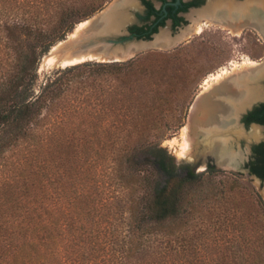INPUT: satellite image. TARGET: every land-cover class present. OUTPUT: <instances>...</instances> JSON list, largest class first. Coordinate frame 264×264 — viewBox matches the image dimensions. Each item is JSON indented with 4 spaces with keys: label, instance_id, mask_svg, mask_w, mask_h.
Wrapping results in <instances>:
<instances>
[{
    "label": "trees",
    "instance_id": "obj_1",
    "mask_svg": "<svg viewBox=\"0 0 264 264\" xmlns=\"http://www.w3.org/2000/svg\"><path fill=\"white\" fill-rule=\"evenodd\" d=\"M100 1L0 0V264H194L193 243L162 248L193 221L204 173L148 138L171 108L142 86L149 78L161 93V54L84 62L39 82L41 58ZM127 175L142 189L128 220L111 191Z\"/></svg>",
    "mask_w": 264,
    "mask_h": 264
},
{
    "label": "rangeland",
    "instance_id": "obj_2",
    "mask_svg": "<svg viewBox=\"0 0 264 264\" xmlns=\"http://www.w3.org/2000/svg\"><path fill=\"white\" fill-rule=\"evenodd\" d=\"M113 1L101 0L99 2L100 9L86 21L105 11ZM141 11L142 6L137 1V7L130 10V15H134L136 18V21L131 25L140 23L141 15L136 14ZM119 15L124 14L120 13ZM202 20H204L203 23H206L207 19ZM199 24H202L201 21ZM193 25L197 26L198 22L191 21L189 28H193ZM78 26L76 27L78 28ZM199 26L201 27L200 32L192 31L189 33L190 35L180 39L172 49L150 50L137 55L161 54L159 64L157 63L159 65L157 68L160 69L159 76L156 74L153 78L154 81L161 82V93L156 94L155 91H151L156 86L149 78L145 79L142 86L149 92V96L166 98L171 105L170 111L163 114V119L158 124V131L148 132L149 140L161 142L163 147L175 155L178 162L191 163L197 173H204L201 185L198 184L193 188V221L190 225H181L182 228L174 243L175 246L168 241V238H165L162 248L166 253L171 254L175 252L173 248L181 250L178 247L183 246V249H188L186 243L190 245L193 243L191 254L194 264H238V258L234 257L235 253L244 256L246 264H264V182L261 183L245 173L240 174L237 169H228L218 165L216 159L207 152L209 142L226 139L230 143L232 138L243 137V130L236 126L237 122H234L232 118L229 119L227 116L223 118L221 114H219V124L223 125L218 132L208 137L201 132L196 134L194 131V133L193 124L189 122L192 105L208 83L213 81L215 75L221 74L223 71L232 72L235 67L241 69L247 64L264 61V36L258 35L252 27L234 33L222 25L202 24ZM167 28L164 29L171 36L172 33ZM162 30H159V33H162ZM178 34L180 33L176 32L173 37L176 38ZM41 60L38 69L39 82L44 81L53 71L64 69L61 67L43 69ZM152 69L154 70L155 67L152 66ZM245 80L247 82H241L240 85L233 82L235 84L233 90L239 94L238 96L235 95L236 93L234 96L231 95L233 103L223 101L231 110L235 103L240 107L243 91L248 89L254 96L252 100L248 101L249 103L256 100L257 96L263 98L264 80L257 81L255 78ZM138 95L140 94L132 93L131 97ZM216 98L224 99L223 96ZM231 113H228L229 117ZM226 120L231 122L227 124ZM189 125L191 129L189 128L188 133L193 138L196 137L193 139L195 151L183 156L180 154L184 141L183 130ZM208 128L214 129L211 126ZM252 129L249 134L253 137ZM248 144L249 142L246 141L242 146L239 139L233 150H231V143L229 144L230 151L236 153L241 151L242 147L248 150ZM86 157L87 160H90L96 156ZM111 158L112 156L109 154V159ZM211 164L214 165V168L208 173L207 170ZM123 184L126 188H122ZM111 191H115L118 205L124 209V218L128 220L129 209H131L132 203L135 205L132 199L138 198L142 189L138 188L127 175L122 180L120 177L116 178Z\"/></svg>",
    "mask_w": 264,
    "mask_h": 264
},
{
    "label": "bare ground",
    "instance_id": "obj_3",
    "mask_svg": "<svg viewBox=\"0 0 264 264\" xmlns=\"http://www.w3.org/2000/svg\"><path fill=\"white\" fill-rule=\"evenodd\" d=\"M127 4H129L130 9L131 8L134 9L137 7V1L135 3V0H127L123 6ZM239 5L229 0H222V1L219 0L217 2L209 1L208 7L204 9V11L197 12L199 13V15H196L198 16V19L195 20V22H198L197 26L193 25V28H191V30L184 31L182 32V34L180 33L181 35L178 34L176 38L169 36V34L166 31H163L160 35H158L155 38L154 42L157 43V45L160 47H167L171 45L173 42L177 43L178 41H180V39H183L187 35H190L189 33H192V31L196 33L200 32L201 27L199 25L202 24L222 25L223 27L233 31L234 33L241 32L244 28H246V26H251L257 29L264 36V27L263 26L260 27L257 24H255V22L252 21L253 17L255 19L259 17L262 19V16H264V15H260V13H264V0H248L245 3V5L244 4H242L241 6ZM218 11H220L219 14H217ZM120 13L122 12H119L117 15H119ZM204 14H211V15H204ZM112 15L115 14H110L106 19L101 21V25L99 26L97 25L93 26L94 17L89 21L81 23L78 26V28L76 27L75 31L72 34H70L66 40L58 43L53 48L52 51L62 48L65 44L68 43V41H70V43L73 40L81 41L83 39L89 38L94 33L96 34L98 30L100 31L103 30V28L105 27L112 26L115 18V16ZM203 15L209 22L203 23V21H201L202 19L201 17ZM200 21L202 24H199ZM259 22L263 23L260 25H264V21L260 20ZM137 48H138V44H131L127 50L120 49L117 51L110 52L109 49L106 50L105 48H102V44H98V43L96 45L89 46L86 49H83L81 47H77V48L72 47L67 51H65L63 54L60 53L57 56L54 55L53 57H50L47 60L48 62L47 66L52 67L55 64L56 59L59 57L61 62L64 64L79 63L87 60L105 61L109 57H115L116 59H125L128 56L132 55ZM260 66L261 63H255V64L252 63L243 66V68L241 69L235 67L232 72L223 71L221 74L215 75L213 81L211 80L212 82L208 83V85L205 87L202 93L197 97V100L206 93H211L212 97L210 96L211 98L208 99L206 102L202 101L200 104L201 106H199L196 113H193V115H190L189 117L190 120L189 122L193 124V132L196 131V134H199L201 132L202 134H204V136L208 137L212 134H215V132H218L221 127L219 123H214L216 120H218V118L216 119L217 115L221 114V116H224L232 112L231 117L237 118L238 113L242 111L246 105H249L250 103L248 101H250L251 99H253L252 97H254L250 89L248 90L245 89L246 91H243V94L241 96L242 99L239 104L240 107H238L237 103H235L234 106L230 104L232 106V110H231L229 106L226 105L223 101L233 103L231 102L232 100L231 95L234 96V93H236L235 95L237 96L239 95L236 91L233 90V86L235 84L240 85L242 84L241 82H247L245 80L246 75L252 73L251 76L252 75L255 76V73H258L256 72L257 68ZM217 96H221V97L223 96L224 99L220 100V102H216V100L214 101V99H216ZM212 123L216 124V126L213 127L214 129L208 128L209 126H212ZM189 128L190 125L188 127L186 126L183 130L184 141L183 144L181 145L182 149L180 151V154L183 156L188 155L189 153L195 151V149L193 148V144H194L193 139H195L196 137L193 138L188 133ZM252 134L258 137L260 135V132L258 129L253 128ZM229 147H230L229 143L226 141V139L225 140L222 139V141L214 140L212 142H209L207 152H209V154H211L216 159L218 165L227 167L226 164L234 161L232 153L229 152Z\"/></svg>",
    "mask_w": 264,
    "mask_h": 264
},
{
    "label": "flooded vegetation",
    "instance_id": "obj_4",
    "mask_svg": "<svg viewBox=\"0 0 264 264\" xmlns=\"http://www.w3.org/2000/svg\"><path fill=\"white\" fill-rule=\"evenodd\" d=\"M209 1L217 2L219 0H139L142 6V11L136 15H141L140 23L133 26L144 27L146 30H152L157 27V33L161 28L168 27V31L172 33V35H170L173 37V34L176 32L182 34V32L187 31L184 29L189 28L191 21L198 19V16L196 15H199V13L197 12L204 11V9L208 7ZM229 1H232L238 5L240 4L239 6H241L242 4L245 5L248 0ZM219 13L220 11H218L217 14ZM204 15L201 17L202 19H206ZM260 15H264V13H260ZM202 19L201 21H204ZM206 22L209 21L206 20ZM249 27L251 26H246V28ZM246 28H244L243 31ZM252 29L261 36V33L257 29L254 27H252ZM188 30H191V27ZM238 114H240L238 118L231 117V114L230 117L228 116L229 114L223 116V118L227 116L229 119L232 118L234 122H237L236 126L241 128L243 130L242 133L244 134L241 138H232L229 141L232 146L231 150H233V147L239 141V139L242 143V146L246 141L249 142L247 147L248 150L242 147L241 151L233 153L230 151L229 147V152L232 153L234 161L226 164L227 167H222L228 169H237L240 174L245 173L249 177L255 176L261 179L259 174L263 163L262 159L264 158V120L262 121V117H264V101L253 103L251 107L246 109L244 108ZM230 122V120L227 121V124ZM214 123H219V118ZM214 126H216V124L212 123L211 127ZM252 128L259 130L260 135L258 137L254 136L253 134V137L250 136L249 133ZM247 134L249 137L245 136ZM210 166L214 168V165L211 164Z\"/></svg>",
    "mask_w": 264,
    "mask_h": 264
},
{
    "label": "water",
    "instance_id": "obj_5",
    "mask_svg": "<svg viewBox=\"0 0 264 264\" xmlns=\"http://www.w3.org/2000/svg\"><path fill=\"white\" fill-rule=\"evenodd\" d=\"M126 1L127 0H114L105 9V11L103 13L100 12V15H95L94 20H93V26H96V25L99 26V25H101L102 20L106 19L110 14H115V15H112V16H115L114 23L112 26L105 27V28H103V30H100V31L98 30V32H96V34L94 33L89 38L83 39L81 41L73 40V41H71V43H70V41H68V43L65 44L62 48L56 49L54 51H52L53 48L55 47V46H53L50 49V51L47 54H45V56H43V58L41 60V68H43V69L49 68L47 66L48 65L47 60L50 57H53L54 55L57 56L60 53L63 54L65 51H67L68 49H70L72 47H75V48L81 47L83 49H86L89 46L96 45L97 43L102 44V48H105L106 50L109 49L110 52L117 51L120 49L127 50L131 44H138V48L135 50V52L132 55L128 56L125 59H116L115 57H109L105 61H98V60H87V61L123 62V61H127V60H130V59L136 57L139 53H142V52H147L150 50H160V49L161 50L162 49L163 50H169V49H172L175 47L176 43H174V42L167 47L158 46L157 43H155L154 41H155V38L161 34L159 32L154 33L150 39H145V38L139 39V38L133 36L130 33L129 29L131 26H133L131 24L136 21V18L134 17V15H130L131 14L130 10H132V9H130L129 4L123 6ZM136 1H139V0H135V3H136ZM119 12H122V14H124V15H117ZM260 20L264 21V16H262V19L260 17L256 18V19L253 17V19H252V21L255 22V24H257L260 27H262V26L264 27V25H260V24H263L262 22H259ZM75 29H74V31H75ZM160 30H162V32L165 31L164 28H161ZM69 35L67 36V38L69 37ZM66 39H64V40H66ZM64 40H62V41H64ZM62 41H60V42H62ZM87 61H82L79 63H72V64H64L61 62L60 57H59L56 59L55 64L51 68H60V67L65 68L68 66L77 65V64L84 63ZM262 65H264V61H262L261 66L257 68L256 72H258V73H255V76H253V75L251 76L252 73H250L249 75H246L245 79H247V76H248V78H255L257 81L264 80V66H262ZM260 71H262V72H260ZM210 96H211V93H206V94L202 95L198 100H196L195 103L192 105L193 109L191 108L190 115H193V113H196L199 106H201L200 105L201 102L202 101L206 102L208 99H210L212 97V96L211 97ZM217 97H221V96H217ZM215 100H216V102H220V100H223V99L216 98V99H214V101ZM260 101H264V95H263V98L261 96L260 97L257 96V99L254 100L249 105H246L245 109L248 107H251L253 103H258ZM197 114H198V112H197ZM239 116H240V114H238L237 118ZM219 117L220 116L217 115L216 119ZM221 125H223V124H221ZM253 178L257 179V181H259L261 183L264 182L263 180L259 179L258 177L253 176Z\"/></svg>",
    "mask_w": 264,
    "mask_h": 264
}]
</instances>
